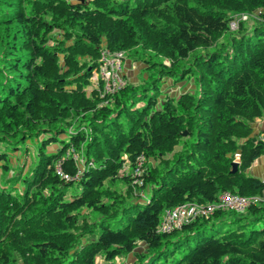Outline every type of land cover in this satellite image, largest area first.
Listing matches in <instances>:
<instances>
[{"label": "trees", "instance_id": "trees-1", "mask_svg": "<svg viewBox=\"0 0 264 264\" xmlns=\"http://www.w3.org/2000/svg\"><path fill=\"white\" fill-rule=\"evenodd\" d=\"M240 12L256 23L231 29ZM102 48L147 78L102 97ZM263 114L264 0H0V169L49 134L0 183V264H264V181L247 172ZM224 190L261 199L159 230L166 209Z\"/></svg>", "mask_w": 264, "mask_h": 264}, {"label": "built area", "instance_id": "built-area-1", "mask_svg": "<svg viewBox=\"0 0 264 264\" xmlns=\"http://www.w3.org/2000/svg\"><path fill=\"white\" fill-rule=\"evenodd\" d=\"M236 19L234 18L230 22V25L234 24V26H236L238 21ZM124 55V50L102 48L100 51L98 66L92 72L90 78L100 91V95L104 98L117 91L126 83L124 77ZM235 160H237V158H235ZM56 173L63 178H69L59 166L56 168ZM260 199L261 197L256 195H242L224 190L218 195V198L214 202L201 203L189 201L177 204L165 210L160 220L159 230H171L183 223L194 220L197 216L211 214L216 209L227 208L241 213L248 205L256 203Z\"/></svg>", "mask_w": 264, "mask_h": 264}, {"label": "rangeland", "instance_id": "rangeland-1", "mask_svg": "<svg viewBox=\"0 0 264 264\" xmlns=\"http://www.w3.org/2000/svg\"><path fill=\"white\" fill-rule=\"evenodd\" d=\"M234 16H235L234 17L235 19L239 18L236 20H242L243 25L247 28L252 27L253 24L256 23V21L253 17V13H250V12H240V13L234 14ZM230 27H231V29L235 28L234 24H231ZM219 39H221V37ZM213 49H214V47H212V46H210L208 48L198 47L195 52L198 53V52H204V51H211ZM124 53H125L124 58H123L124 62L125 61L131 62L130 67H132L130 69V71H129V69L126 71V74H127V75H125L126 82H136V81L142 80L143 78H147V74H148L149 70L144 68V66H145L144 62L133 61L130 56H127L126 51H124ZM151 55H152V53H151ZM151 57H152V60H154V61L166 62V59L161 55H152ZM186 65H188L187 61L184 60L183 66H186ZM135 68L137 69L136 72H135ZM132 69H134V71ZM127 72H129V73H127ZM161 84L162 85H161L160 93L157 95V97L160 100L164 98L165 94H169L171 96H174V95L179 94L184 89H189V90L195 89V86L193 84V79L191 77H188L182 81H178L176 84L172 83L171 78H165L164 82H162ZM47 135H49V134L47 133V134H43L41 136L35 137L34 139L29 140L26 145L22 144L21 147L18 148L17 150L9 152V160L11 162V169L8 170L6 173L4 170L0 169V183L3 181L4 176H11V175L17 174L24 161H26L27 164L23 168V172L27 170V165H29L30 158L33 157L35 150L37 149V144H39L41 142V140L43 139L44 136L47 137ZM263 136H264V134H263ZM50 148L48 146L47 150L49 151ZM26 150H27V153L25 152ZM18 185H20V184H18ZM255 195L260 196L258 194H255ZM140 248H142V244H140L136 248V250H140ZM117 260H118V262L120 260L122 262V264H128L129 262H131L133 260V254L129 253L128 255L120 257L119 259L117 258ZM97 262H100L101 264H103L99 258H97Z\"/></svg>", "mask_w": 264, "mask_h": 264}, {"label": "crops", "instance_id": "crops-1", "mask_svg": "<svg viewBox=\"0 0 264 264\" xmlns=\"http://www.w3.org/2000/svg\"><path fill=\"white\" fill-rule=\"evenodd\" d=\"M130 66H131V62L125 61L124 71H127L128 69L130 71V69L132 68ZM132 70L134 71V69ZM136 71L137 69L135 68V72ZM125 75H127L126 72H125ZM252 126H253L254 132H259L260 133L259 137L264 139V136H263L264 134V114L261 117L256 118ZM247 172L251 175L259 177L261 180L264 181V154L260 155L252 162V164L247 168Z\"/></svg>", "mask_w": 264, "mask_h": 264}, {"label": "water", "instance_id": "water-1", "mask_svg": "<svg viewBox=\"0 0 264 264\" xmlns=\"http://www.w3.org/2000/svg\"><path fill=\"white\" fill-rule=\"evenodd\" d=\"M238 160L231 161V171H235L237 167Z\"/></svg>", "mask_w": 264, "mask_h": 264}]
</instances>
